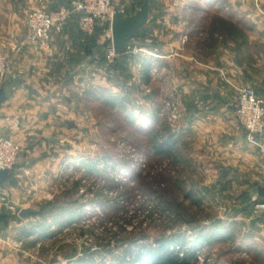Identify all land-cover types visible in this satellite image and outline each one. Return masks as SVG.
Returning a JSON list of instances; mask_svg holds the SVG:
<instances>
[{
  "label": "rangeland",
  "instance_id": "obj_1",
  "mask_svg": "<svg viewBox=\"0 0 264 264\" xmlns=\"http://www.w3.org/2000/svg\"><path fill=\"white\" fill-rule=\"evenodd\" d=\"M141 2L122 0L123 15ZM55 3L33 0L26 13ZM244 9L248 0H149L148 21L112 61L99 43L94 87L78 88L79 126L47 148L54 168L27 178L20 202L1 209L0 232L19 205L34 212L17 226L27 239L5 235L0 264L138 263L162 246L190 251L188 264H264V131L249 140L232 107L239 87L252 89L240 48L263 32L249 29ZM215 102L238 129L185 132L189 118L217 123L219 111L202 110Z\"/></svg>",
  "mask_w": 264,
  "mask_h": 264
},
{
  "label": "crops",
  "instance_id": "obj_2",
  "mask_svg": "<svg viewBox=\"0 0 264 264\" xmlns=\"http://www.w3.org/2000/svg\"><path fill=\"white\" fill-rule=\"evenodd\" d=\"M252 1L248 0V9H244L253 20L248 27L255 33L263 32L250 36L246 49L239 48L240 54L248 60V82L255 95L264 101V18L258 20V12L253 9ZM68 2L56 0L50 9L57 4L67 5ZM254 3L263 8L264 15V0H254ZM32 5L33 0H0V47L8 57L7 67L0 73V84H5L7 91L6 100L0 104V136L10 137L19 146L16 162L0 185V193L10 192L7 200L0 198V212L20 202L16 192L28 190L27 178L31 181L32 177H43L54 168L53 163L50 166L49 160H55V156L47 148L53 149L58 142H63L65 130L79 126L76 108L81 90L78 88L80 85L84 89L94 87L90 85V76L97 62L104 60L105 48L95 41V35H85L79 30L78 14L71 15L62 30L50 36L47 47L30 43L21 45L20 41L26 32L24 14ZM240 9L237 7L238 12L234 11L233 14L239 16ZM86 80L87 84L81 83ZM217 95V92L211 93L216 99L219 98ZM203 107V111H219L218 122L208 118L203 122L189 118L185 132L192 133L198 129L201 134L211 133L214 137L213 134L217 136L222 129L230 136L238 129L235 119H224L230 118L232 113L224 110L225 106L221 102L205 104ZM20 208H27V202L19 205L18 211ZM28 220L19 215L11 216L8 220L11 230L0 232V245L12 235L27 239V231H19L17 226Z\"/></svg>",
  "mask_w": 264,
  "mask_h": 264
},
{
  "label": "built area",
  "instance_id": "obj_3",
  "mask_svg": "<svg viewBox=\"0 0 264 264\" xmlns=\"http://www.w3.org/2000/svg\"><path fill=\"white\" fill-rule=\"evenodd\" d=\"M121 1L71 0L68 5L58 4L53 9H31L25 15L26 32L20 44L30 43L47 47L50 36L62 30L69 16L78 14V28L83 34L95 35V30L101 28L95 36V41L105 44L106 58L112 61L119 52L116 53L112 46L110 23L114 12L123 15ZM7 63L8 57L0 47V73L6 69ZM232 107L249 140H254L263 133L264 105L250 87L238 88ZM18 154V144L8 136H0V169L10 170Z\"/></svg>",
  "mask_w": 264,
  "mask_h": 264
},
{
  "label": "water",
  "instance_id": "obj_4",
  "mask_svg": "<svg viewBox=\"0 0 264 264\" xmlns=\"http://www.w3.org/2000/svg\"><path fill=\"white\" fill-rule=\"evenodd\" d=\"M62 2V0H59ZM149 14V0H142L139 8L132 14L121 15L117 11L114 12L110 28H111V40L112 46L116 53L124 47L126 42L133 38L139 31V28L143 26L148 20ZM7 98V91L5 84H0V104H2ZM9 175V169H0V185L7 179ZM257 192L260 196H264V186L257 188ZM34 210L30 208H20L18 215L22 218L28 217Z\"/></svg>",
  "mask_w": 264,
  "mask_h": 264
},
{
  "label": "trees",
  "instance_id": "obj_5",
  "mask_svg": "<svg viewBox=\"0 0 264 264\" xmlns=\"http://www.w3.org/2000/svg\"><path fill=\"white\" fill-rule=\"evenodd\" d=\"M170 136L164 140L165 148L155 147L156 152H163L171 144ZM162 247H158L154 250H149L147 254L139 252L137 254V259L139 258L138 263H134V259L123 264H188V259L191 256L190 251H186L183 256H178L176 253H171L164 251Z\"/></svg>",
  "mask_w": 264,
  "mask_h": 264
}]
</instances>
